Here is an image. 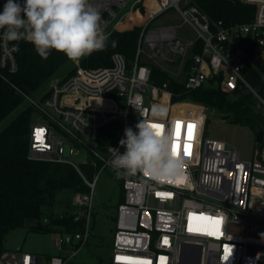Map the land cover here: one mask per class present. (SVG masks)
<instances>
[{
    "label": "built area",
    "instance_id": "1",
    "mask_svg": "<svg viewBox=\"0 0 264 264\" xmlns=\"http://www.w3.org/2000/svg\"><path fill=\"white\" fill-rule=\"evenodd\" d=\"M143 1L89 0V4L97 10L100 29L108 37ZM156 1L157 9L142 26L133 63L118 52L109 66L85 68L75 60V73L53 80L44 99L25 95L39 115L38 121L33 118L28 157L71 165L90 189L74 195V204L85 212L75 217L81 230L59 233L57 254L43 258L8 249L0 264H67L89 240L96 184L106 168L121 173L124 196L112 216L113 264H264V138L252 159L243 158L224 140L210 138L209 108L174 101L168 82L152 81L149 66L168 72L178 67L183 73L190 60L188 91L221 75L217 82L222 90L245 89L264 108V95L244 74L246 62L264 63V0H240L253 6L254 14L248 22L231 24L212 20L190 0ZM5 3L0 0V12ZM172 10L179 13L180 23H155ZM4 31L0 29L1 76L2 71H18L24 41H9ZM139 121L159 125L155 129L171 151L174 143L179 145L181 172L153 178L140 172L123 175V169L112 166L110 149L123 153L119 141L126 128L137 131ZM116 124L119 134L105 142L103 129ZM83 164L95 168L92 178L83 175Z\"/></svg>",
    "mask_w": 264,
    "mask_h": 264
},
{
    "label": "trees",
    "instance_id": "2",
    "mask_svg": "<svg viewBox=\"0 0 264 264\" xmlns=\"http://www.w3.org/2000/svg\"><path fill=\"white\" fill-rule=\"evenodd\" d=\"M190 1L212 20L221 19L228 24L248 22L255 11L253 6L240 0ZM157 7L156 0H144L127 16L120 28L108 36L103 50L93 51L78 61L85 68L109 66L112 64V55L118 52L130 64L133 63L142 26ZM21 46L18 71L14 74L2 71L3 75H0V256L8 250L4 241L6 234L13 228L69 235L81 230V223L75 217L84 215V210L74 201L65 202L62 207L56 208L57 197L65 189L75 194L90 189L79 171L71 165L28 157L35 108L25 95L37 100L44 99L49 94L53 80L67 79L75 73V61L55 50L50 52L47 59H43L32 43L26 40ZM195 52H200V49ZM190 63L188 60L183 75L179 77L149 64L152 81L157 85L168 82L174 101H190L207 106L209 114H231L232 122L250 127L255 134L262 132L264 135V111L257 106L251 92L241 88L232 92L222 90L217 82L221 75L200 88L188 91L185 80ZM244 74L252 86L264 95V63L246 62ZM16 110H19L18 113L9 119ZM102 132L108 138L105 142H112L119 134L118 124ZM80 169L88 178H92L95 173V168L90 165L83 164ZM121 182L120 179V185ZM123 197L122 189L120 202Z\"/></svg>",
    "mask_w": 264,
    "mask_h": 264
},
{
    "label": "clouds",
    "instance_id": "3",
    "mask_svg": "<svg viewBox=\"0 0 264 264\" xmlns=\"http://www.w3.org/2000/svg\"><path fill=\"white\" fill-rule=\"evenodd\" d=\"M99 20L89 0H6L0 12V29L9 41L32 43L43 59L55 50L75 61L106 47L108 37L102 33ZM136 129H125L119 141L125 148L123 153L110 149L114 168L123 169V175L140 172L153 178H171L181 172L183 161L170 150L163 135L147 121H139Z\"/></svg>",
    "mask_w": 264,
    "mask_h": 264
},
{
    "label": "rangeland",
    "instance_id": "4",
    "mask_svg": "<svg viewBox=\"0 0 264 264\" xmlns=\"http://www.w3.org/2000/svg\"><path fill=\"white\" fill-rule=\"evenodd\" d=\"M180 22L181 17L176 10L158 17L155 21L157 25L178 24ZM186 33L192 35L193 31L186 29ZM170 72L175 77L183 75L179 72L178 67L171 69ZM258 107L264 111V108ZM18 111L12 113L9 119L16 115ZM209 116L206 134L210 138L224 140L229 146L236 148L243 158H253L254 149L259 147V142L250 127L236 124L231 120H224L215 112ZM34 119L38 121L39 115L34 114ZM117 173L110 168H106L99 176L94 195V217L89 240L75 256L69 258L67 264H113L111 258L115 244L112 216L120 203L122 191L121 176H118ZM74 195L75 193L72 190L65 189L61 191L57 197L56 208L62 207L65 202L73 201ZM58 238L59 233L28 232L25 228L18 227L11 229L6 234L4 246L10 249L37 253L43 258H47L59 252L56 245ZM63 254L71 256L73 252L63 251Z\"/></svg>",
    "mask_w": 264,
    "mask_h": 264
},
{
    "label": "water",
    "instance_id": "5",
    "mask_svg": "<svg viewBox=\"0 0 264 264\" xmlns=\"http://www.w3.org/2000/svg\"><path fill=\"white\" fill-rule=\"evenodd\" d=\"M244 60L246 61L247 60V57H245ZM220 117L222 119H224V120H230L231 119V114H222V115H220ZM263 138H264V135H263L262 132L256 133V140L258 142H262Z\"/></svg>",
    "mask_w": 264,
    "mask_h": 264
},
{
    "label": "snow or ice",
    "instance_id": "6",
    "mask_svg": "<svg viewBox=\"0 0 264 264\" xmlns=\"http://www.w3.org/2000/svg\"><path fill=\"white\" fill-rule=\"evenodd\" d=\"M154 128H159L160 126L159 125H152ZM177 128H179V122H178V125H177ZM177 137H178V132H177ZM178 150H179V145L174 143L173 144V153L176 155L178 154ZM186 154H189L187 152V147H186Z\"/></svg>",
    "mask_w": 264,
    "mask_h": 264
},
{
    "label": "crops",
    "instance_id": "7",
    "mask_svg": "<svg viewBox=\"0 0 264 264\" xmlns=\"http://www.w3.org/2000/svg\"><path fill=\"white\" fill-rule=\"evenodd\" d=\"M7 249H10V248H7Z\"/></svg>",
    "mask_w": 264,
    "mask_h": 264
}]
</instances>
